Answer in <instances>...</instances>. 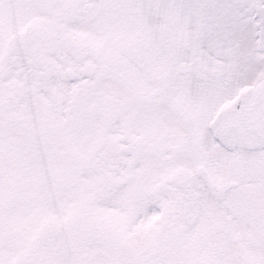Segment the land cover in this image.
Returning a JSON list of instances; mask_svg holds the SVG:
<instances>
[{
	"label": "snow or ice",
	"instance_id": "1",
	"mask_svg": "<svg viewBox=\"0 0 264 264\" xmlns=\"http://www.w3.org/2000/svg\"><path fill=\"white\" fill-rule=\"evenodd\" d=\"M0 264H264V0H0Z\"/></svg>",
	"mask_w": 264,
	"mask_h": 264
}]
</instances>
